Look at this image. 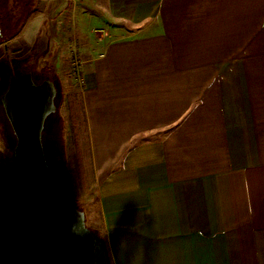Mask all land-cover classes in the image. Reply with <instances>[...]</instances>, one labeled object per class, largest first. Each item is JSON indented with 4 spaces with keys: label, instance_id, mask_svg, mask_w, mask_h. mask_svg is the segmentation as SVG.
Wrapping results in <instances>:
<instances>
[{
    "label": "crops",
    "instance_id": "crops-1",
    "mask_svg": "<svg viewBox=\"0 0 264 264\" xmlns=\"http://www.w3.org/2000/svg\"><path fill=\"white\" fill-rule=\"evenodd\" d=\"M105 2L82 99L112 264H264V0Z\"/></svg>",
    "mask_w": 264,
    "mask_h": 264
},
{
    "label": "rangeland",
    "instance_id": "rangeland-1",
    "mask_svg": "<svg viewBox=\"0 0 264 264\" xmlns=\"http://www.w3.org/2000/svg\"><path fill=\"white\" fill-rule=\"evenodd\" d=\"M5 1L4 33L0 35V259L29 225L30 212L27 171L14 159L16 138L1 102L12 75L30 72L59 78L63 97L46 124V153L62 191L70 193L89 214L88 226L103 239L82 76L84 61L118 37L117 32L108 34L106 20L101 21L105 0Z\"/></svg>",
    "mask_w": 264,
    "mask_h": 264
},
{
    "label": "water",
    "instance_id": "water-1",
    "mask_svg": "<svg viewBox=\"0 0 264 264\" xmlns=\"http://www.w3.org/2000/svg\"><path fill=\"white\" fill-rule=\"evenodd\" d=\"M33 75L50 80L36 84ZM62 97L58 77L30 72L12 75L1 95L16 138L14 159L28 175L30 212L29 225L0 264H110L104 242L72 195L62 193L47 157L44 132Z\"/></svg>",
    "mask_w": 264,
    "mask_h": 264
},
{
    "label": "trees",
    "instance_id": "trees-1",
    "mask_svg": "<svg viewBox=\"0 0 264 264\" xmlns=\"http://www.w3.org/2000/svg\"><path fill=\"white\" fill-rule=\"evenodd\" d=\"M5 11H6V1H5V0H0V35H2V34L4 33V32H3L4 29L2 28V25H3L2 19H3V17L6 16V12H5ZM52 116H53V115H52ZM47 157H48V155H47ZM48 160H49V163H50V166H51L52 170L54 171V168H53V166H52V163L50 162L49 157H48ZM5 191H6V193L9 192L8 187L5 188ZM61 191H62V189H61ZM62 193H64V192L62 191ZM92 231L95 233V235H96L100 240H102V241L104 242V245H105V247H106V249H107V252H108V257H109L110 264H112L111 257H110V254H109V250H108V247H107V244H106L105 240H103L102 238H100V237L98 236V234H97L94 230H92Z\"/></svg>",
    "mask_w": 264,
    "mask_h": 264
},
{
    "label": "flooded vegetation",
    "instance_id": "flooded-vegetation-1",
    "mask_svg": "<svg viewBox=\"0 0 264 264\" xmlns=\"http://www.w3.org/2000/svg\"><path fill=\"white\" fill-rule=\"evenodd\" d=\"M33 79H34V81H35L36 84H40V83H42L44 80H50V79H42L41 81H37V79H35L34 75H33ZM57 97H58V95H57ZM56 100H57V98H56ZM55 102H56V101H55ZM53 115H54V114H53Z\"/></svg>",
    "mask_w": 264,
    "mask_h": 264
}]
</instances>
